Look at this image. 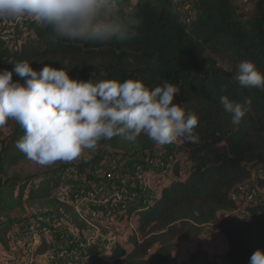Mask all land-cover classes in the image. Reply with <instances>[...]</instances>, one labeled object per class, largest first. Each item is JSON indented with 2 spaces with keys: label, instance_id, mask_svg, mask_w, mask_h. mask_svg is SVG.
Here are the masks:
<instances>
[{
  "label": "trees",
  "instance_id": "obj_1",
  "mask_svg": "<svg viewBox=\"0 0 264 264\" xmlns=\"http://www.w3.org/2000/svg\"><path fill=\"white\" fill-rule=\"evenodd\" d=\"M190 3L194 15L188 22L181 20L171 7L154 4L153 0H144L142 4L134 0L129 11L119 6L122 15L142 18V25L135 37L104 45L58 38L50 27L31 19L28 34L22 36L18 50L10 49L0 39V70H11L12 66L6 62L14 58L29 61L35 70L44 64L64 67L70 78L78 80L132 78L143 81L149 88L173 83L180 88L174 102L183 106L186 114L191 112L199 117L195 131L201 143L195 145L179 139L181 145L176 147L189 156L187 177L179 176V164L175 163V177L157 199L147 207L128 208V214L138 217V228L127 240L129 249L115 244L103 256L104 251L93 245L79 251L81 264H110L112 260L122 264H248L257 248L264 250V196L245 208L249 222L234 224L229 215L217 220L220 212L231 214L237 210L230 192L251 179L252 168L257 165L264 170V90L240 87L235 79L237 70L227 74L206 56L208 50H213L236 66L240 61L250 60L264 73V0H255V14L249 23L235 19L232 0H190ZM17 79L14 74L13 80ZM221 94L236 101L251 98V108L239 125H233L230 114L220 106ZM23 134L19 126L0 145V216L14 192L17 200L25 197L31 203L50 201L57 211L65 209L66 214L71 213V197L60 202L59 190L73 185L78 172L87 177L86 183L93 180L100 183L97 176L86 174V169L96 163L79 165L65 180L61 179L64 182L56 179L58 173L51 172L37 180L7 177L19 162L28 160L15 147ZM141 139L137 148L144 157L156 152L154 146L168 148L165 155L174 153L170 144L160 146L146 135ZM257 185L264 190V178L257 180ZM48 217L60 219L57 214ZM4 218L0 220V248L8 252L9 234L28 240L31 224L23 221L18 225ZM206 225H211L227 241L228 250L220 262L210 261L201 246L188 260L171 261L178 243L197 240Z\"/></svg>",
  "mask_w": 264,
  "mask_h": 264
},
{
  "label": "clouds",
  "instance_id": "obj_2",
  "mask_svg": "<svg viewBox=\"0 0 264 264\" xmlns=\"http://www.w3.org/2000/svg\"><path fill=\"white\" fill-rule=\"evenodd\" d=\"M119 6L120 0H0V22L28 18L58 38L104 45L135 37L142 25V18L122 15ZM6 63L12 67L0 70V127L14 120L24 131L15 147L40 166L70 163L117 136L131 144L141 134L160 146L178 139L201 143L195 131L199 117L174 102L180 88L173 83L149 88L132 78L93 82L70 78L64 67L44 64L35 70L14 58ZM235 79L242 88L264 90V73L250 60L238 63ZM218 102L233 125L252 104L250 97L236 101L225 94ZM248 264H264V250L257 248Z\"/></svg>",
  "mask_w": 264,
  "mask_h": 264
},
{
  "label": "rangeland",
  "instance_id": "obj_3",
  "mask_svg": "<svg viewBox=\"0 0 264 264\" xmlns=\"http://www.w3.org/2000/svg\"><path fill=\"white\" fill-rule=\"evenodd\" d=\"M153 2L154 4H166L168 7H171L174 10L178 17H181L184 20L185 18H188L190 10L194 15V9L190 3V0H180L179 2L176 0H153ZM232 4L234 7V16L236 20H239L243 23H249L252 20L255 14V0H232ZM187 5L190 6L189 10L185 9V6ZM120 6L128 11L131 9H128L130 6L129 0H120ZM28 25L29 23L22 22L19 27L14 28L15 34L17 31L19 32L18 34L21 33L18 35L19 39H17V36L13 39L18 45L23 41L22 36L24 38L27 36L29 29ZM206 56L218 68H221L227 74L235 73L237 70V66L234 64V62L220 53H216L213 50H208ZM18 127L19 125L14 120L7 122L4 126L0 127V145L1 142ZM144 136L145 135L141 134L134 144L128 143L119 136L116 138L114 137L112 140H101L98 143L95 151L87 150L79 159L70 163L58 161L52 166L44 167L34 163L33 161H30L29 159L24 160L19 162L17 166L10 170L7 174V177L16 175L23 179L29 177L33 178V180H37L42 174L51 172L58 173L56 179L65 180L69 173L76 171L77 167L85 163V161L96 163L94 167L90 166L86 169V174L93 175L94 177V172L100 174L103 171L112 168H116L117 170H122V168H125L130 170L129 172L132 173L131 168L133 166L131 165L144 157L143 151L137 148V144ZM180 145L181 142L178 139L175 143L169 145V149L170 151H174L176 154L172 155L174 156L175 163L179 164V176L182 179H185L190 172L191 162L188 159L189 156L182 153L181 150H177L176 147ZM153 149L156 150V155H161L162 153L165 154L167 151H169L166 147L161 148L154 146ZM151 161L154 162L156 160L153 158ZM145 168L152 178V189L144 193L141 200L153 202L154 199L159 197L161 190L168 186L172 179H174V165L172 168H170L171 172L167 173L163 171V168H161V170L158 167V169L154 167L149 168L147 165ZM156 173L161 176L160 184H158L159 180L157 179L158 177ZM1 181L2 180L0 179V182ZM61 181L64 182L63 180ZM86 182H88L87 177L78 172L75 176V182H73V185H68L64 188V190H59V200H61V198L64 196L73 197V195H81L84 193L89 187ZM96 182L98 181H92V183ZM249 191L254 193L257 199H259L261 196H264V190L261 189L257 183L254 186H250ZM16 196L17 192H14L10 203H5L2 211L3 215L0 216V220H5L4 217H7L10 220H14V222L18 225H20V223L23 221L29 222L31 224L29 239L23 241L22 245H20L21 247L14 248L15 253L22 257V264H30L29 262L31 256L28 253L27 247L34 249V259L36 260L37 264H46L45 257L50 255L54 257V260L49 264H81L80 260L76 259L78 252L77 248L79 247L78 245L84 244L85 238L93 235L95 233L94 230H98V232H100V234L103 236V240L98 244V246L104 251L103 256L107 254L106 249H110L115 244H119L127 250L129 249L127 240L129 236L132 235V228H138L137 216L127 217L125 215L122 217L118 210H115L114 212L108 210V215L104 220L100 222H93L92 225L89 226L84 222L82 223V220L73 214L75 212L73 206L71 207V213L66 214L65 209H59V211H57L55 206L50 201L31 203L26 202L25 197L22 200H17ZM87 204L88 203L86 201L82 202V212L84 213L87 208ZM50 214H57L60 216L61 221L58 224L61 229L60 234L53 232V228L50 229V231L49 227L45 226V223L48 224L47 219H49L48 216ZM228 215L232 216L234 224L237 222L247 223L250 219L249 216H245L244 213L241 212H236L234 214L220 212L218 214L217 220H222ZM65 222H67V224H65ZM68 224L70 225V229H67L69 231L66 232L65 226ZM92 226L97 229L93 230ZM43 229L47 230L43 231ZM11 234L13 233H10L9 235ZM213 244L215 245L214 247L216 248L215 251H217V254L214 257L213 255H210L208 259L212 262L219 263L222 256H224L227 252L226 250H228L227 241L221 234L218 232L216 233V231L212 229L211 225H206L197 240L178 243L176 250L171 255V261L188 260L192 253H194L195 249L201 245L205 246L208 253H210V245ZM63 252H74V255L60 256V254ZM109 263L122 264L120 261L114 260L110 261Z\"/></svg>",
  "mask_w": 264,
  "mask_h": 264
},
{
  "label": "built area",
  "instance_id": "obj_4",
  "mask_svg": "<svg viewBox=\"0 0 264 264\" xmlns=\"http://www.w3.org/2000/svg\"><path fill=\"white\" fill-rule=\"evenodd\" d=\"M179 2L180 0H176ZM186 10L190 9V6H185ZM193 12H189L188 18H185V21L188 22L192 17ZM29 22L28 18H22L17 21L11 22H0V39L12 50H18L20 44L18 45L13 39L17 36L19 39V34L14 32V28L19 27L21 23ZM16 30V29H15ZM1 149V147H0ZM175 153L171 154H161L156 155L155 153H150L146 157L140 160V162L132 165L131 168L132 173L129 172L125 168L122 170H117L116 168H112L109 170H105L102 173L98 174L94 172V175L100 178V183H87L89 186L84 193L81 195H73L71 197V205L74 207V211L76 215L87 225L91 226L93 222H100L106 218L109 211L118 210L120 215L123 216H134L133 214H128V208L131 206H141L147 207L151 204V202L146 200H141L142 195L147 191L152 189V178L145 170L146 165L149 168H163L165 173L171 172L170 168L175 164L174 156ZM156 161H151L152 159ZM157 168V169H158ZM150 172V171H149ZM157 174V179L159 180L158 184H160L161 176ZM167 176V175H166ZM165 176V177H166ZM168 177V176H167ZM264 178V170L261 166H254L251 170V179L236 186L230 192V199L237 205V210L245 211L246 207H249L256 203L257 197L254 193L249 191L250 186H254L257 183V180H262ZM65 200V196L59 200L63 202ZM155 200V199H154ZM153 200V201H154ZM87 202V208L85 213L82 212V202ZM245 216H249L248 212L245 211ZM61 219L51 218L48 220V224L45 223V226L49 227V230L52 229L56 234H60L61 229L58 224ZM138 221V220H137ZM67 224V222H65ZM67 227V228H66ZM93 227V226H92ZM65 229H70V225L65 226ZM97 229L93 227V230ZM47 229H43L45 231ZM137 229L132 228V233H135ZM51 231V230H50ZM51 232V233H53ZM94 234L85 238L84 244H79L77 251L83 250L87 247L98 245L102 240L103 236L98 232V230H94ZM23 239L16 234L9 235V251H3L0 248V264H22V257L15 253L14 248L21 247L23 243ZM74 243V242H71ZM28 253L30 254V264L36 262L34 259V249L27 247ZM109 249H106L107 253ZM78 252L76 255V259H78ZM65 256H72L74 252H63L60 254ZM46 264L52 263L54 257L52 255L45 257ZM76 264V263H71Z\"/></svg>",
  "mask_w": 264,
  "mask_h": 264
},
{
  "label": "crops",
  "instance_id": "obj_5",
  "mask_svg": "<svg viewBox=\"0 0 264 264\" xmlns=\"http://www.w3.org/2000/svg\"><path fill=\"white\" fill-rule=\"evenodd\" d=\"M133 3H134V0H129V4H130V6H129V8L128 9H130L131 8V6L133 5ZM180 19L182 20V18L180 17ZM17 33H19L18 31H17ZM237 212H241V213H244L245 214V211H237ZM236 213V212H235ZM217 233V232H216ZM215 245L213 244V245H210V247H211V250H210V253H208V251H207V249H206V247L205 246H202L201 245V247L207 252V256H208V258L210 257V255H213V257L217 254V251H215L216 250V248L214 247ZM219 249V248H218ZM227 251V250H226Z\"/></svg>",
  "mask_w": 264,
  "mask_h": 264
}]
</instances>
